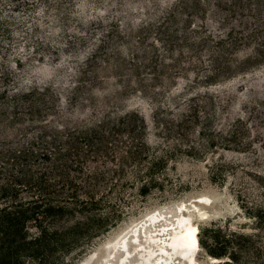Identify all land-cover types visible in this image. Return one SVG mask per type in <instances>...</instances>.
Instances as JSON below:
<instances>
[{"label":"rangeland","instance_id":"obj_1","mask_svg":"<svg viewBox=\"0 0 264 264\" xmlns=\"http://www.w3.org/2000/svg\"><path fill=\"white\" fill-rule=\"evenodd\" d=\"M24 86L48 89L4 96L19 130L0 140L60 149L97 200L43 218L40 264H136L131 226L158 209L149 245L181 203L197 264H264V0H0V91Z\"/></svg>","mask_w":264,"mask_h":264},{"label":"trees","instance_id":"obj_2","mask_svg":"<svg viewBox=\"0 0 264 264\" xmlns=\"http://www.w3.org/2000/svg\"><path fill=\"white\" fill-rule=\"evenodd\" d=\"M47 89L46 86H39L38 89L24 86L1 90L0 136L14 137L19 130L6 118V104L2 101L4 96L11 94L14 98H24L35 93L44 94ZM64 125L66 124H60L62 127ZM87 132L88 130L83 131L85 134ZM20 144L18 140H0V264H30V261L39 263L40 254L43 251L47 254V231L40 226L43 218L55 209H62L67 203L80 204L81 207L97 203L95 195L89 192L86 193L89 200L80 199L77 184H73L69 175L64 172L67 162L60 149L55 152L58 156L54 157L51 152L39 153L29 147L20 149L17 146ZM53 158L56 159V164L52 162ZM48 162L50 163L46 164ZM56 169L61 174L53 178ZM22 192L30 193L29 200L21 198ZM28 222L40 229L38 234L30 238L26 232L29 229ZM261 252V249L254 250L259 257ZM232 259L234 262V257ZM232 262L225 260L223 264Z\"/></svg>","mask_w":264,"mask_h":264},{"label":"bare ground","instance_id":"obj_3","mask_svg":"<svg viewBox=\"0 0 264 264\" xmlns=\"http://www.w3.org/2000/svg\"><path fill=\"white\" fill-rule=\"evenodd\" d=\"M199 199L200 203L207 204L206 201L208 200V197L201 196ZM179 208L181 210L178 212L179 215L177 216L175 222L168 223L172 226H164L158 230L156 229V232L150 236V240H147V242L149 241V245L139 241V227L141 225L142 228V226L150 223L151 220L152 222L150 224L162 218V214L158 213V209L148 212L141 218V220L133 224L130 230L128 229L131 233L134 249L142 251L141 257L137 259L138 261L136 264H150V261L155 255L156 246L162 250L163 256L166 254L167 258L165 260V264H197V256L200 245L199 228L191 220H189L186 215V212L190 210V208H188V204L181 203L179 204ZM164 235L165 237H163ZM116 239V242H114L115 244L111 246H119V250L123 251L124 255L126 253V251L122 250L124 247L122 244L125 241H123L124 236L121 239L118 237ZM111 246L110 248H112ZM152 246L154 248H152ZM166 247H168L169 251H167ZM129 254H131L130 249H128L126 257H129ZM125 259L122 258V260H120L122 261L121 263L117 260L118 264H124ZM153 260L154 264L161 263L159 257L154 258Z\"/></svg>","mask_w":264,"mask_h":264},{"label":"water","instance_id":"obj_4","mask_svg":"<svg viewBox=\"0 0 264 264\" xmlns=\"http://www.w3.org/2000/svg\"><path fill=\"white\" fill-rule=\"evenodd\" d=\"M152 222V220L150 221V223ZM112 245V244H111ZM218 262H221V260L220 261H218Z\"/></svg>","mask_w":264,"mask_h":264}]
</instances>
